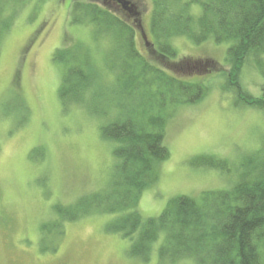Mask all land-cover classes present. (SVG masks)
I'll list each match as a JSON object with an SVG mask.
<instances>
[{
	"label": "rangeland",
	"instance_id": "374dc122",
	"mask_svg": "<svg viewBox=\"0 0 264 264\" xmlns=\"http://www.w3.org/2000/svg\"><path fill=\"white\" fill-rule=\"evenodd\" d=\"M131 1L144 9L142 26L151 42V2ZM71 3L25 0L8 9L13 23L0 39V264H157L163 234L149 261L141 262L129 256L127 239L106 230V214L62 223L60 237L42 230L56 219L55 206L69 207L81 196L108 190L118 172L116 144L100 134L105 119L75 104L66 107L59 96L63 65L53 58L58 48L87 54L103 84L110 86L113 79L109 39L96 36L89 23L72 24ZM169 43L178 58L209 61L214 72L201 80L206 93L200 101L168 111L163 144L169 157L156 165V180L141 193L138 210L144 220L159 216L176 197L230 190L248 160L263 153L264 110L237 106L223 90L228 43L195 44L187 37ZM135 44L147 55L138 34ZM240 84L261 97L264 74L244 64ZM210 157L225 160L229 171L202 164Z\"/></svg>",
	"mask_w": 264,
	"mask_h": 264
},
{
	"label": "trees",
	"instance_id": "16d2710c",
	"mask_svg": "<svg viewBox=\"0 0 264 264\" xmlns=\"http://www.w3.org/2000/svg\"><path fill=\"white\" fill-rule=\"evenodd\" d=\"M24 1L0 0V39L13 23L8 9ZM130 1L72 0L71 23H89L96 36L109 39L113 79L110 86L103 84L87 54L58 48L53 58L63 65L59 96L66 107L75 104L105 119L100 134L116 144L118 172L108 190L81 196L69 207L55 206L56 219L43 225V232L60 237L62 223L98 212L109 216L106 230L127 239L129 256L141 262L149 261L163 234L157 264L187 258L195 264H264V145L230 190L176 197L146 220L138 210L142 191L156 180V165L169 157L163 144L169 109L200 101L206 93L201 80L214 72L209 61L178 58L169 39L228 43L223 90L237 106L264 110V90L255 98L240 84L244 64L264 74V0H149L147 55L135 44L144 9ZM193 7L199 10L194 13ZM207 159L205 166L229 171L225 160Z\"/></svg>",
	"mask_w": 264,
	"mask_h": 264
},
{
	"label": "water",
	"instance_id": "95a60500",
	"mask_svg": "<svg viewBox=\"0 0 264 264\" xmlns=\"http://www.w3.org/2000/svg\"><path fill=\"white\" fill-rule=\"evenodd\" d=\"M115 1H119V0H115ZM125 4L128 5L129 2H126ZM139 34H140V36H141V38H142V40L144 42V45H147V35H146L145 30L142 27V24L141 23H140Z\"/></svg>",
	"mask_w": 264,
	"mask_h": 264
}]
</instances>
